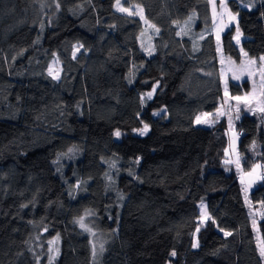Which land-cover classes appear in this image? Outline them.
Listing matches in <instances>:
<instances>
[{
	"label": "trees",
	"instance_id": "obj_1",
	"mask_svg": "<svg viewBox=\"0 0 264 264\" xmlns=\"http://www.w3.org/2000/svg\"><path fill=\"white\" fill-rule=\"evenodd\" d=\"M228 3L220 32V0H0V264H264V180L253 212L228 118L197 124L251 90L225 58L264 55V0ZM236 127L264 164V118Z\"/></svg>",
	"mask_w": 264,
	"mask_h": 264
},
{
	"label": "rangeland",
	"instance_id": "obj_2",
	"mask_svg": "<svg viewBox=\"0 0 264 264\" xmlns=\"http://www.w3.org/2000/svg\"><path fill=\"white\" fill-rule=\"evenodd\" d=\"M220 2H223L226 7L227 11H225L224 8L221 12V20H220V32H225L229 29V27L237 26L239 25V15L234 13L230 6H229V0H220ZM231 13L232 16H235L236 18L233 20L230 18L229 14ZM243 52H248L244 49H242ZM264 56V55H263ZM260 57H252L248 54V57H242L241 61H237L233 57H226L224 60V68L227 78L237 81V82H244V81H250L251 83V90L249 92H246L244 95H240V97H248L249 103L245 104L243 102L238 103L236 100L231 99L233 96L228 92L226 95V98L224 102L221 104L220 108L213 112L204 113L203 115L199 116L201 119L200 123H197L201 126L210 127L213 126L218 122L220 119L228 118L229 121V134H230V143L227 150V156L229 161L233 162L237 166V162L239 163V171L241 173V182L243 184L244 189V195L247 196V204L251 211L255 212L257 210V206H253V202L251 200V193L253 190L256 189L258 184L261 182V180H264V175L262 176V171L264 169L263 162H257L255 163L250 169H246L244 166V157L240 153V136L238 129L236 127V118L239 116V114H242L243 112H250L251 114L259 115L260 117L264 118V112L259 111L260 107H264V80L261 79V72L260 68L262 65V62L259 59ZM246 59H255L257 63L255 65L247 66L244 70L241 69V65L244 63ZM233 61L234 63H229V61ZM249 71L252 72V75H249ZM238 76V79H234L233 77ZM237 108H239V111H237ZM222 113V114H220ZM209 114V115H205ZM259 165V169H257L256 173H254L252 176H249L248 173L252 172V169ZM245 188H247V192H245ZM246 199V198H245ZM204 211L207 212L209 216V210H208V204L203 203ZM202 211V209H201ZM202 219V218H201ZM208 219L201 220L202 222L207 221ZM86 228V225H85ZM55 243L52 244L51 251V257L58 256L59 254V242L57 240H54ZM97 237H94V244L97 249L98 243ZM58 250V252L56 251Z\"/></svg>",
	"mask_w": 264,
	"mask_h": 264
},
{
	"label": "snow or ice",
	"instance_id": "obj_3",
	"mask_svg": "<svg viewBox=\"0 0 264 264\" xmlns=\"http://www.w3.org/2000/svg\"><path fill=\"white\" fill-rule=\"evenodd\" d=\"M213 6L215 8V4ZM116 7H117V10L118 11L127 12L129 15H133L134 14L129 9L124 8V7H121L120 0H116ZM220 7L221 8H224L225 11H227V7H226V5L223 2H221ZM136 14H139L141 16V19L144 18L143 17V9L142 8L139 9ZM228 14H229V16H230L231 19L234 20L236 18L235 16H232L231 13H228ZM150 26L151 27H154L152 25H150ZM156 31H159V29H156ZM237 33H238V35H237V43H239V29H237ZM242 54H243L244 57H246V58L248 57V54L246 52H243V50H242ZM259 59L262 62V65H261V68H260L261 79L264 80V56H261ZM229 63L231 64V63H234V62L230 60ZM256 63H257V61L255 59H246L244 61V63L241 65V69L244 70L247 66L255 65ZM49 75H53V70L51 68L49 69ZM249 75H252V72L251 71H249ZM53 78L54 79H58L59 78L58 74L57 75H53ZM233 78L234 79H238L239 77L234 75ZM262 87H264V85H262ZM225 91H227V86L225 88ZM151 95H152V93H149L148 94L149 98H151ZM231 99L236 100L238 103L243 102L245 104H248L250 102L248 97L235 96V97H232ZM237 111H239V108H237ZM259 111L264 112V107H260L259 108ZM220 114H222V113H220ZM205 115H209V114H205ZM200 122H201L200 117H197V123H200ZM147 131H148V126L145 125L144 126V129L141 130L140 134L143 135ZM115 135L117 137H119L120 136V132L119 131H116ZM253 147H255V143H253ZM70 151H71V149H70ZM230 162L231 161H225V163H230ZM237 167H239V163L238 162H237ZM259 167H260L259 165H256L252 169V172L248 173V175L249 176H252L254 173H256V171H257V169H259ZM242 182H243V180H242ZM245 192H247V188H245ZM245 198L247 200V196ZM201 209H202V211H201V218H202V220H204V219H211V217L208 216L207 212L204 211V206L203 205H201ZM212 222L215 223V221H212ZM79 223L81 224V227H85V225L83 223V220L79 221ZM253 224L255 225V221H253ZM86 230H88V229H86ZM197 231H199V228L197 229ZM224 234H225V236L231 235L230 232H225ZM54 243H55V241H49V244H54ZM197 246H198L197 244H194L193 245V247H197ZM102 250H103V246H101V251ZM49 251L51 252V251H53V249L50 248ZM56 251L58 252V250H56ZM172 255L175 256V252H173ZM260 255L262 257H264V247H261L260 248ZM51 260H52V258H50L49 264H51Z\"/></svg>",
	"mask_w": 264,
	"mask_h": 264
},
{
	"label": "crops",
	"instance_id": "obj_4",
	"mask_svg": "<svg viewBox=\"0 0 264 264\" xmlns=\"http://www.w3.org/2000/svg\"><path fill=\"white\" fill-rule=\"evenodd\" d=\"M237 35H238V33L236 34V44L239 46V48H242V43L244 41V36H243V34H242L240 29H239V43H237Z\"/></svg>",
	"mask_w": 264,
	"mask_h": 264
},
{
	"label": "built area",
	"instance_id": "obj_5",
	"mask_svg": "<svg viewBox=\"0 0 264 264\" xmlns=\"http://www.w3.org/2000/svg\"><path fill=\"white\" fill-rule=\"evenodd\" d=\"M264 175V169H263V171H262V176Z\"/></svg>",
	"mask_w": 264,
	"mask_h": 264
}]
</instances>
